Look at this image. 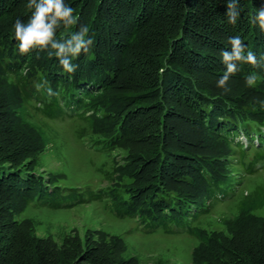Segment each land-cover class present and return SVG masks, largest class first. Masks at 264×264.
Wrapping results in <instances>:
<instances>
[{
  "label": "trees",
  "instance_id": "trees-1",
  "mask_svg": "<svg viewBox=\"0 0 264 264\" xmlns=\"http://www.w3.org/2000/svg\"><path fill=\"white\" fill-rule=\"evenodd\" d=\"M64 2L79 21L56 39L87 25L94 41L73 60L72 74L47 52L18 53L13 25L27 21L28 0H0V264H140L125 256L118 236L73 234L58 243L20 218L29 206L59 210L99 200L148 233L196 238L192 264H264V218L253 214L264 207V186L237 200L231 223L209 233L197 228L264 165V61L239 65L228 91L216 86L231 37L258 61L264 57V32L253 19L264 0H238L235 24L226 16L230 0ZM252 72L261 79L248 87ZM64 120L81 124L76 139L88 140L91 151L122 154L120 164L111 157L109 185L96 193L36 171L34 144L55 140L46 122ZM216 160L233 164L225 172Z\"/></svg>",
  "mask_w": 264,
  "mask_h": 264
},
{
  "label": "rangeland",
  "instance_id": "rangeland-1",
  "mask_svg": "<svg viewBox=\"0 0 264 264\" xmlns=\"http://www.w3.org/2000/svg\"><path fill=\"white\" fill-rule=\"evenodd\" d=\"M36 119L43 121L40 117ZM46 125L48 134H54L55 140L51 144H34L37 148L35 167L39 174L49 177L61 187L79 188L80 191L89 188L96 193L97 189L109 185L105 172L112 170V158L118 164L124 161L121 152L114 151L112 158H108L105 154L91 151L88 140L76 139L75 131L81 125L77 121L46 122ZM241 141L245 143L243 136ZM249 159L250 155L245 161ZM214 162L221 164L219 167L225 172L227 165L230 169L233 164V161L225 160ZM254 170L252 175L245 176L235 199H229L226 204H216L208 216L201 218L197 226L201 233L219 230L225 221L235 220L237 200L255 186H264V165L257 164ZM253 214L264 218V207ZM20 218L32 222L36 235L51 237L58 243L73 234L80 238L95 236L97 232L118 236L124 243L125 256L135 257L140 264H192V253L198 245V240L188 234L170 235L159 229L150 233L143 231L140 222L134 218L116 217L105 200L75 203L70 208L59 210L29 206Z\"/></svg>",
  "mask_w": 264,
  "mask_h": 264
},
{
  "label": "clouds",
  "instance_id": "clouds-1",
  "mask_svg": "<svg viewBox=\"0 0 264 264\" xmlns=\"http://www.w3.org/2000/svg\"><path fill=\"white\" fill-rule=\"evenodd\" d=\"M237 4L238 0H230L227 4L226 16L230 24H235L239 15ZM26 7L31 10L27 21L17 19L13 25V38L16 41L15 47L18 53L23 56L32 51L47 52L49 57L55 56L65 73H74L78 65L74 64L73 60L81 53H86L94 42L89 36V27L80 25L66 38L57 40V30L69 29L78 24L79 17L75 14V10L65 4L64 0H28ZM253 19L264 32V8L259 9ZM228 43L230 50L221 53L226 70L218 78L216 85L225 91H228L227 81L230 76L240 70L239 65L247 64L259 68L261 61H264V57L258 61L252 51H246L239 36L231 37ZM244 79L248 87H253L261 77L256 72H252ZM38 87H44V85H38ZM48 93L54 95L50 87Z\"/></svg>",
  "mask_w": 264,
  "mask_h": 264
}]
</instances>
